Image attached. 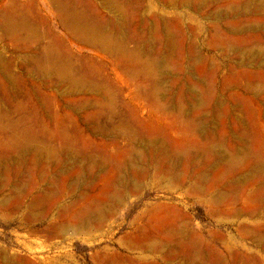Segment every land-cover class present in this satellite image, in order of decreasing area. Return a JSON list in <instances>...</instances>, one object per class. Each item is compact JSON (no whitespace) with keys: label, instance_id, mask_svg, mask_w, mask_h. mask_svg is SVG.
<instances>
[{"label":"bare ground","instance_id":"1","mask_svg":"<svg viewBox=\"0 0 264 264\" xmlns=\"http://www.w3.org/2000/svg\"><path fill=\"white\" fill-rule=\"evenodd\" d=\"M76 1L80 0H0V194L9 191L0 200L2 213L8 211L10 200L17 203V196L25 192L17 182L23 175L19 168L27 162L37 167L75 161L83 171L98 162L109 164L115 175L107 184L106 200L75 209L70 220L57 226L62 234L67 229L79 234L111 213L119 204L117 193L138 192L140 180L151 168L154 177L175 187L188 180L187 192L205 201L210 217L241 220L235 231L264 254V225L243 222L264 219V134L241 122L244 117L238 114L249 111L239 93L228 94L225 100L214 96L212 82L202 77L208 66L200 51L189 46L186 57L185 22L178 16L182 10L200 15L213 8L203 17L215 25L214 47L230 53L238 69L227 70L234 77L229 83L223 80L220 88L264 105V81L259 79L264 76L251 71L264 68V0H83L93 6L92 16ZM39 2H47L57 24ZM243 17L259 20L240 21ZM246 32L254 37H241ZM188 60L198 66L194 83L186 88L170 86ZM70 111L82 113V123L89 126L87 135L125 143L118 149L117 161L93 154ZM229 112L242 125L232 126L233 132L216 140L218 130L212 126L208 130L206 124L228 117ZM103 119L108 127L101 126ZM80 140L84 152L75 144ZM6 169L9 176H4ZM50 185L26 205L28 219L40 221L43 208L51 209L55 194ZM60 211L67 213L65 208ZM148 216L153 225L130 240L127 249L156 253L164 263L264 264L255 254L225 246L226 262L189 228L181 210L157 205ZM161 233L171 239H159ZM210 237L222 244L225 238L216 233ZM115 253L97 254L93 260L136 264ZM15 257L1 250L0 264L29 263Z\"/></svg>","mask_w":264,"mask_h":264},{"label":"rangeland","instance_id":"2","mask_svg":"<svg viewBox=\"0 0 264 264\" xmlns=\"http://www.w3.org/2000/svg\"><path fill=\"white\" fill-rule=\"evenodd\" d=\"M233 1L235 0H230L229 2ZM155 4L156 2H154V5ZM39 6L46 15L50 16V18L54 20V25L58 23L57 15L54 11H52L47 2H39ZM211 9L213 8L208 7L203 9L200 13L202 17L196 13L188 12L186 10H182L181 13L185 12L189 13V15L182 14V16L181 13L178 14L180 21L184 19L183 23L185 22L182 30H184L183 33L185 35L184 46L186 47V57L188 55L187 48L189 46H193L198 52L200 51L199 54L202 57V60L206 62L205 64H207L210 69V72H207L208 68H206L202 77L207 80L209 79L212 82L214 96L216 98L219 97V99L221 97V99L223 98V100H225L228 94L235 95V93H239L242 96L241 98L243 101L246 102L245 109L249 111L238 114L240 119L244 117L248 120L246 122L243 118L241 122H244L243 125L257 126V128L264 134V112L262 111L264 110V105L262 104L263 102L260 100L252 102L250 96L243 95L241 92L232 90L225 93L220 88V83L223 80H226V82L229 83V80L232 81L234 77L232 74L229 75V69H231L234 73L235 71H238V69L235 67L233 56L230 53H222L218 47H214V30L212 29L215 25L204 19L205 13L212 11ZM254 19L258 18L243 17L240 21H253ZM241 37L248 38L254 36L253 33L246 32ZM191 60L186 62L184 61L182 66L184 71L182 75H178L177 79L169 84L170 86H173L174 83L177 87L184 86V88H186L194 83L193 77H197L198 75L196 70L198 66L195 67ZM251 71H256L259 74L262 73L264 76V68ZM15 72L17 71L15 70ZM185 72H191V74L186 75ZM259 79L262 82L264 81L261 77ZM255 103H257L256 106H254ZM132 108H134V105ZM123 111L121 110L122 113H124ZM69 113L73 116V119L76 120V124L79 125L77 126V129L80 128L79 130L82 131L83 135H86L85 140L89 142L90 149L92 148L91 151L93 149V151H95L93 154H95L98 158L100 156L106 158L107 156L109 161L118 160V149L125 144L124 142L118 140V143H111V141H107V139L102 140L101 138H94L93 136L87 135L89 133V126H85L82 123V113L81 115L80 113H72L71 111ZM229 113L230 115L228 117L221 116V118L216 121L214 120L215 123H213V121L206 124V128L208 130L209 128L212 129L210 126L218 130V135L215 138L216 140H219L220 137L223 138L227 136L228 131L233 132L234 128L232 126L242 125V123H237L235 121L236 119H233L235 116H232L231 112ZM105 121L106 120L103 119L101 124L102 127L109 126V123L107 124V121ZM223 126H227L228 128L224 129ZM230 126L231 128H229ZM167 136L169 137L171 135L168 133ZM197 140L199 141V139ZM83 142L84 141L80 140L75 143L81 152H84L86 149ZM98 153H100V155H98ZM27 163L24 167L19 168L20 171L23 170V175L19 178L21 182L19 180V182H17L25 188V192L17 196V203L13 199L10 200V202H12L8 206V211L6 213L3 214L2 212L5 210H0V251H5L7 257H9V255L10 257L16 256L15 258L24 263L29 262L28 264H97L93 260L95 255H107L116 252L115 254L131 259L136 264H174L164 263L161 258L156 256V253L150 251L141 252L139 250H132V252L130 249H127L129 248L128 246H130V240L138 238L140 233H142L145 228L148 230V228L153 225V222L148 219V214L151 209L157 205H167L184 212L189 228L195 231L198 235H201L206 243L210 244L224 257L226 262H228V257H226L227 254L225 246L238 253L255 254L264 262L263 252L252 246L246 238L240 236V234L235 231L241 223V220H227L210 217L207 213L208 205L205 204V201H202V199L196 198L194 195L187 192L191 185L188 180L184 182V185H182L183 187H175L174 184H171V182L166 179L154 177L152 170H150L151 168H147L148 173L140 180V189L138 192L129 194L128 192L121 191L117 193V196L119 197V204L115 206L111 213L101 222L90 225V227L79 234L73 233L71 229H67L65 233L62 234L57 231V226L60 223H63L65 219L66 221L70 220V216H72L75 209H82L96 200H106V192L109 190L107 184L109 183L110 177L113 174L115 175V171L111 166H109V164L107 165L104 163L103 166H101L102 163L100 162H98L100 165L98 163L94 164L92 169L88 171L86 170L87 172L79 170L78 166H80V164L75 161H64L60 164H39L37 167H32L29 163ZM76 167L78 169H76ZM10 168L11 167H7V169ZM188 168H191V166L189 165ZM7 169L4 171V176H9L11 174L7 171ZM64 169L66 170L64 171ZM41 176H44L42 177L43 179L39 178ZM51 183L55 194L51 209L48 210L47 207L43 208V213L45 215L40 219V221H32L28 219L26 217L28 214L26 205L31 200L43 195L47 187L51 186ZM8 196L9 191L5 190L2 195L0 194V200L3 197ZM16 205L18 206L17 211L15 210ZM238 205L242 204L240 203ZM63 208L67 210V213L61 214L60 210ZM68 209L70 211H68ZM257 219H246L243 220V222L246 224L256 222L264 225V219L263 221L260 217ZM147 222L150 223L148 224ZM210 233L219 234L223 238L225 236L223 244L219 241H213L210 237ZM158 238L164 240L171 239L164 233L158 235ZM106 248L109 251H107Z\"/></svg>","mask_w":264,"mask_h":264},{"label":"crops","instance_id":"3","mask_svg":"<svg viewBox=\"0 0 264 264\" xmlns=\"http://www.w3.org/2000/svg\"><path fill=\"white\" fill-rule=\"evenodd\" d=\"M81 1V0H80ZM80 1H76V5L79 7V5H81L80 7L81 8H85V10H86V12H88L87 14H90L91 16L93 15V13H92V8H93V6L91 5V3L89 2V1H84V3H82L83 2V0L80 2ZM84 5V6H83ZM87 5V6H86ZM92 7V8H91Z\"/></svg>","mask_w":264,"mask_h":264}]
</instances>
